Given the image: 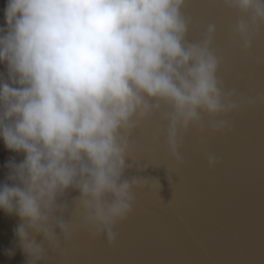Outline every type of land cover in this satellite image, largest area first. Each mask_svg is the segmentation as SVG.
<instances>
[{
    "label": "clouds",
    "instance_id": "1",
    "mask_svg": "<svg viewBox=\"0 0 264 264\" xmlns=\"http://www.w3.org/2000/svg\"><path fill=\"white\" fill-rule=\"evenodd\" d=\"M185 0H7L0 27V140L23 154L5 161L0 211L19 218L14 229L25 264H39L45 247L61 248L80 227L114 243L117 223L133 211L137 177L128 167L127 133L161 103L170 106L168 143L178 163L182 130L230 128L216 119L253 103L224 92L216 26L186 39ZM253 20L264 0H223ZM235 31L251 47L249 23ZM208 163L216 158L209 154ZM70 191L72 210L65 219ZM9 257L12 249L6 250Z\"/></svg>",
    "mask_w": 264,
    "mask_h": 264
},
{
    "label": "water",
    "instance_id": "2",
    "mask_svg": "<svg viewBox=\"0 0 264 264\" xmlns=\"http://www.w3.org/2000/svg\"><path fill=\"white\" fill-rule=\"evenodd\" d=\"M6 2L0 0V27ZM181 11L190 42L204 39L209 24L216 26L212 50L220 58L223 91L234 90L253 103L216 118L229 120L230 128L213 132L211 118L202 114L203 131L195 125L182 130V163L169 148L170 106L161 103L127 133L125 175L139 183L133 211L114 228L115 242L105 234L91 238L86 227L68 241L61 236L60 249L37 236L46 250L39 264H264V18L253 20L251 12L223 0H185ZM242 19L249 23L248 49L235 31ZM209 154L216 158L214 166ZM9 159L19 162L23 154L7 151L0 140V183ZM76 195L70 191L63 198L69 206L65 219ZM19 223L0 211V264L26 262L14 235Z\"/></svg>",
    "mask_w": 264,
    "mask_h": 264
}]
</instances>
